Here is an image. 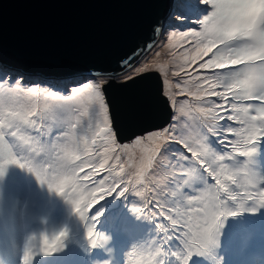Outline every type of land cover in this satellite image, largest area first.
Instances as JSON below:
<instances>
[{
  "label": "snow or ice",
  "instance_id": "1",
  "mask_svg": "<svg viewBox=\"0 0 264 264\" xmlns=\"http://www.w3.org/2000/svg\"><path fill=\"white\" fill-rule=\"evenodd\" d=\"M148 41L110 74H81L71 84L35 83L0 56V175L17 165L63 196L93 247L106 211L93 210L107 197L131 196L132 212L151 221L155 234L129 257L140 254L137 264H197L218 245L223 218L237 214L230 206L264 207V175L252 166L264 139V12L255 0H187L157 18ZM165 49L178 69L173 75L183 73L176 93L167 71L146 62ZM149 71L162 73L170 119L121 138L109 81L123 76L124 87ZM177 96L192 98L196 116ZM67 235L42 234L37 251H59ZM32 258L27 246L24 264Z\"/></svg>",
  "mask_w": 264,
  "mask_h": 264
},
{
  "label": "water",
  "instance_id": "2",
  "mask_svg": "<svg viewBox=\"0 0 264 264\" xmlns=\"http://www.w3.org/2000/svg\"><path fill=\"white\" fill-rule=\"evenodd\" d=\"M171 9V0H0V56L21 73L51 81L77 76L78 69L103 76L142 47L153 23ZM144 77L124 87L123 81H109L121 138L143 135L170 119L161 74Z\"/></svg>",
  "mask_w": 264,
  "mask_h": 264
},
{
  "label": "rangeland",
  "instance_id": "3",
  "mask_svg": "<svg viewBox=\"0 0 264 264\" xmlns=\"http://www.w3.org/2000/svg\"><path fill=\"white\" fill-rule=\"evenodd\" d=\"M176 1L178 2L176 6L187 2V0ZM180 50L182 49L177 51ZM167 52L168 50L165 49L159 57H155V53H150L146 62H150L152 66H160L167 71V79L173 85L171 92L176 93L179 89L174 85L181 80L183 73L181 76L173 75V72L178 69ZM158 72L161 74L164 92L167 85L161 71ZM120 78L119 81L124 80L123 76ZM176 99L178 101L187 99L188 104L185 107L189 112V117L196 116L193 108L194 101L191 97L177 96ZM189 123L194 124V121L189 119ZM16 144L19 147H27L19 140ZM263 151L264 139L258 142L257 152L253 156L252 166L257 175H264ZM24 154L21 153V155ZM138 157L139 151L137 150L134 162L138 161ZM244 159L240 158V160ZM128 170L131 171V169ZM133 199L135 198L131 196L114 198L122 205L116 218L118 219L120 215L123 218L117 227L116 223L114 225H110L109 222L101 224L100 220L109 219L108 215L101 216L95 226L100 240L93 247L88 243L86 235H83V232L86 233L84 222L80 220L73 211L72 205L63 196L50 190L46 184H41L27 169L9 164L3 175H0V264H24L23 256L27 246L33 249L31 264H87L89 260L91 261L89 264H126L127 260H130L131 264H137V261H141V255L129 257V254L135 246L142 244L140 233H146V238L155 233L151 221L140 218L132 212ZM230 207L233 210L237 208L235 205ZM249 208L252 210V206ZM101 209L103 207L93 212ZM255 210V214L250 213L247 216H244L242 212L237 213L233 224H230L232 219L225 220L224 217L218 245L213 249L209 258H198L197 264H260L263 262L264 210L260 206H256ZM255 219H257L258 226L246 224V220L254 221ZM229 228H233V231ZM61 230H67L68 233L63 248L51 255L37 251L42 243V234L51 236ZM74 236L77 238L79 236L83 247L87 248L84 255L79 256L75 253L72 244ZM109 243L115 244L117 248L111 245L102 248ZM257 243H260L263 248L257 249Z\"/></svg>",
  "mask_w": 264,
  "mask_h": 264
},
{
  "label": "trees",
  "instance_id": "4",
  "mask_svg": "<svg viewBox=\"0 0 264 264\" xmlns=\"http://www.w3.org/2000/svg\"><path fill=\"white\" fill-rule=\"evenodd\" d=\"M114 198L115 197H112V198L107 197L104 201H101L100 204H98L95 209H97L99 207H103V209L106 210V211H104V214L102 216L108 215V218L109 219L107 221L100 220L101 221V224H104L105 222H109L110 225H114L116 223V226L118 227V225L120 224V221L122 220L123 216L120 215L119 218L117 219L116 218V215H117V213L120 210V208H121L122 205H121V203H117V201L114 200ZM249 207H250L249 205H246L243 209H240L237 206V208H235L237 210L234 209L233 211H235L236 213L242 212L244 214V216H247L250 213L255 214L256 213V210L253 211ZM235 217H236V215H234V216H227V217H225V220L228 219V218H230V219H232V222L230 224H233L235 222L234 221V218ZM246 224H248L250 226H258L257 219H255L254 221L246 220ZM242 227H243V225H242ZM110 229H111V227H110ZM229 230L230 231H233V228H229ZM83 235H86V233L83 232ZM145 235H146V233H140V236H139L143 240L142 241V244L143 245H146L147 242L152 238V236H154V234H152V236L146 238ZM72 244H73V249H74V251H75V253L77 255L80 256V255H84L85 254L87 248L83 247V244L81 243V241L79 239V236H78V238L75 237V236L72 238ZM76 244H77V246H76ZM109 245H111L115 249L117 248L116 245L113 244V243L106 244L102 248L107 247ZM89 262H91V261L89 260L87 262V264H89Z\"/></svg>",
  "mask_w": 264,
  "mask_h": 264
},
{
  "label": "clouds",
  "instance_id": "5",
  "mask_svg": "<svg viewBox=\"0 0 264 264\" xmlns=\"http://www.w3.org/2000/svg\"><path fill=\"white\" fill-rule=\"evenodd\" d=\"M177 5V3H175L173 6H172V8L174 7V6H176ZM255 7H256V9L257 10H259V11H261V12H264V4H262V3H260L259 2V0H255ZM14 68V67H13ZM16 69V68H15ZM18 70V69H17ZM19 72H20V69L18 70ZM23 74H25V76L30 80V81H33V82H35V83H38V84H46V83H48V82H50L51 80L50 79H52V77L51 76H44V75H42L41 73H37V72H22ZM108 74H110V73H108ZM98 76H100V75H98ZM79 77V75H77V76H66V77H64V79L63 80H59V81H62V82H64V83H67V81H70V84H71V82L74 80V79H76V78H78ZM53 81H57L56 79H53ZM117 81H119V80H117ZM162 93H163V88H162ZM171 111H172V109H171ZM263 155H264V151H263ZM264 164V163H263Z\"/></svg>",
  "mask_w": 264,
  "mask_h": 264
},
{
  "label": "bare ground",
  "instance_id": "6",
  "mask_svg": "<svg viewBox=\"0 0 264 264\" xmlns=\"http://www.w3.org/2000/svg\"><path fill=\"white\" fill-rule=\"evenodd\" d=\"M162 60V59H161ZM54 68H56V69H58V70H60V68L59 67H54ZM78 73H79V76L81 75V74H86L85 73V71L83 70V69H78ZM171 89H173V88H171ZM151 96H152V98H153V95L151 94V93H149ZM135 159V158H134ZM256 247H258L257 249H262L263 247H262V245L260 244V243H257L256 244ZM259 263V262H258Z\"/></svg>",
  "mask_w": 264,
  "mask_h": 264
},
{
  "label": "flooded vegetation",
  "instance_id": "7",
  "mask_svg": "<svg viewBox=\"0 0 264 264\" xmlns=\"http://www.w3.org/2000/svg\"><path fill=\"white\" fill-rule=\"evenodd\" d=\"M171 1H172V4H175V1H176V0H171ZM176 3H178V2L176 1Z\"/></svg>",
  "mask_w": 264,
  "mask_h": 264
}]
</instances>
